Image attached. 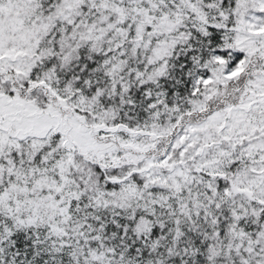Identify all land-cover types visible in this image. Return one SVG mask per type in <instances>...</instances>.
Masks as SVG:
<instances>
[{
	"label": "snow or ice",
	"instance_id": "snow-or-ice-1",
	"mask_svg": "<svg viewBox=\"0 0 264 264\" xmlns=\"http://www.w3.org/2000/svg\"><path fill=\"white\" fill-rule=\"evenodd\" d=\"M0 264H264V0H0Z\"/></svg>",
	"mask_w": 264,
	"mask_h": 264
}]
</instances>
